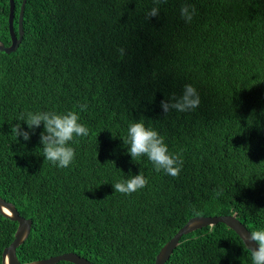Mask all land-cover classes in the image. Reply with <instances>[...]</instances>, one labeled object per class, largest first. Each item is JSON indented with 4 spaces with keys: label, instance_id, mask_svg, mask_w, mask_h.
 <instances>
[{
    "label": "trees",
    "instance_id": "1",
    "mask_svg": "<svg viewBox=\"0 0 264 264\" xmlns=\"http://www.w3.org/2000/svg\"><path fill=\"white\" fill-rule=\"evenodd\" d=\"M22 1L14 0L16 36ZM185 5L195 9L190 22ZM8 15L0 0L5 47ZM22 27L15 52L0 51V198L32 222L20 263L74 253L92 264H154L195 217L232 215L249 233L264 229V0H26ZM187 84L199 107L164 115L161 100ZM71 110L89 135L70 142L67 168L43 157V124L28 141L12 133L17 123L31 131L21 113ZM141 119L181 155L178 177L157 173L146 156L133 161L124 141ZM140 172L145 188L114 191ZM16 229L0 215V264ZM165 264L252 261L216 224L183 236Z\"/></svg>",
    "mask_w": 264,
    "mask_h": 264
},
{
    "label": "clouds",
    "instance_id": "2",
    "mask_svg": "<svg viewBox=\"0 0 264 264\" xmlns=\"http://www.w3.org/2000/svg\"><path fill=\"white\" fill-rule=\"evenodd\" d=\"M156 3L161 0H155ZM190 6L185 5L181 8V16L186 22H190L195 13ZM159 9L154 7L148 13L149 17H156ZM121 56L124 50L118 49ZM201 103L200 95L195 87L190 84L184 86L182 94L177 97L173 94L168 99L161 100L160 108L164 115L170 111L184 113L192 111L199 107ZM80 111H85L86 104H77ZM80 115L76 110L66 113H57L55 111L45 112H27L21 113L17 121H24L31 131H24L21 125L17 123L12 128V133L17 137H23L25 141L30 139L34 130L44 125V131L40 134V143L43 145V157L59 168L69 167L75 159V149L70 146V142L74 141V137H86L89 135V129L80 122ZM129 145V154L133 161L146 156L153 164L157 173L163 171L165 174L174 178L180 175L183 166V159L179 153L173 154L169 152L165 139L154 128L145 126L143 119L129 123L127 130V138L124 141ZM148 184V180L144 174L132 176L127 179H121L113 185L114 191L124 195H131ZM214 194L220 196L222 190H215ZM249 247L252 264H264V229H256L249 233ZM258 246V247H257Z\"/></svg>",
    "mask_w": 264,
    "mask_h": 264
},
{
    "label": "water",
    "instance_id": "3",
    "mask_svg": "<svg viewBox=\"0 0 264 264\" xmlns=\"http://www.w3.org/2000/svg\"><path fill=\"white\" fill-rule=\"evenodd\" d=\"M25 3L26 0H23L20 6L18 18V36H16L13 28L15 9L14 0H9L8 28L10 45L5 47L0 42L1 52H4L6 54L15 52V50L21 43L23 36L22 20ZM0 215L12 222L17 223L14 240L7 248L4 249L2 253L3 264H57L61 261L71 264H92L86 259L74 253H66L59 256L50 257L48 259L37 260L29 263H20L16 256V250L27 239L31 230L32 222L29 219L21 217L13 204L3 200L2 198H0ZM216 224H223L227 228L232 230L241 239L244 246L249 251V247L252 246L248 241L249 231L235 216L229 215L219 217H195L189 219L187 223L181 229H179V231L160 249L159 253L155 257L154 264H165L174 249L179 245V242L183 236L193 233L197 230L212 227Z\"/></svg>",
    "mask_w": 264,
    "mask_h": 264
}]
</instances>
